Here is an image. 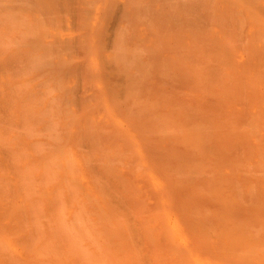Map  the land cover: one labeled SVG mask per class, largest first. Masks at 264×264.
<instances>
[{
    "label": "bare ground",
    "instance_id": "6f19581e",
    "mask_svg": "<svg viewBox=\"0 0 264 264\" xmlns=\"http://www.w3.org/2000/svg\"><path fill=\"white\" fill-rule=\"evenodd\" d=\"M0 264H264V0H0Z\"/></svg>",
    "mask_w": 264,
    "mask_h": 264
}]
</instances>
